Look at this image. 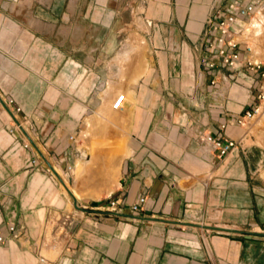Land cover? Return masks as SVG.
Instances as JSON below:
<instances>
[{
  "label": "crops",
  "instance_id": "obj_1",
  "mask_svg": "<svg viewBox=\"0 0 264 264\" xmlns=\"http://www.w3.org/2000/svg\"><path fill=\"white\" fill-rule=\"evenodd\" d=\"M227 1L0 0V264H264V150L237 122L257 75L208 64ZM122 92L118 182L68 208L49 159L74 162L69 135Z\"/></svg>",
  "mask_w": 264,
  "mask_h": 264
},
{
  "label": "rangeland",
  "instance_id": "obj_2",
  "mask_svg": "<svg viewBox=\"0 0 264 264\" xmlns=\"http://www.w3.org/2000/svg\"><path fill=\"white\" fill-rule=\"evenodd\" d=\"M146 4H143L144 11ZM135 26L136 24L132 28ZM244 29V33H240L237 39L253 45L251 59L259 62L262 67L260 74L256 73L254 89L259 110L246 125L252 131L250 143L264 150V14L249 19ZM129 41L137 42L132 37ZM113 109V114L106 119L94 117L89 120L87 128L75 135L78 140L73 142L79 152L74 162L64 167L58 161L49 159L57 171L56 173L51 169L53 174L63 179L67 185L61 184L60 192L66 195L68 208H74L75 199L79 207L83 204L100 205L118 182L121 165L129 154L130 132L127 129V115L122 110ZM68 165H71V169H67ZM61 205H64L62 200Z\"/></svg>",
  "mask_w": 264,
  "mask_h": 264
},
{
  "label": "built area",
  "instance_id": "obj_3",
  "mask_svg": "<svg viewBox=\"0 0 264 264\" xmlns=\"http://www.w3.org/2000/svg\"><path fill=\"white\" fill-rule=\"evenodd\" d=\"M261 14H264V0H229L224 5L223 14L219 19L209 17V28L206 31L209 41L208 48L211 52V58L208 62L209 66L214 67L218 62H221V64L233 70L246 68L247 70L260 74L262 71L261 64L251 59L252 53L254 52L253 45L249 42H241L237 39V36L240 33H244V25L249 19ZM124 102L125 93L122 92L116 96L112 106L115 109H122ZM258 110L259 107L256 102L239 115L237 122L241 125H246ZM69 136L72 141L78 140L74 134ZM198 140L207 145H211L212 148L218 151L221 157L238 145L233 139L222 140L214 137L210 132L200 134ZM31 162L35 163L36 160L33 159ZM67 169H71V165H68ZM140 200L144 201L145 197H141ZM115 204L116 201L113 200L110 206L115 209ZM132 209L138 211L140 210V206L133 204ZM9 231L14 236L20 233L14 224L9 227ZM6 240L7 236L0 232V245L5 243Z\"/></svg>",
  "mask_w": 264,
  "mask_h": 264
},
{
  "label": "water",
  "instance_id": "obj_4",
  "mask_svg": "<svg viewBox=\"0 0 264 264\" xmlns=\"http://www.w3.org/2000/svg\"><path fill=\"white\" fill-rule=\"evenodd\" d=\"M43 155V154H42ZM43 157L45 158V156L43 155ZM50 165V164H49ZM51 168H52V170H54L56 173H57V171H56V169H55V167L54 166H52L51 165ZM65 184V183H64ZM68 190H69V188H68ZM69 192H71L70 190H69ZM74 205H75V207H77V208H80L81 209V207H79L78 206V204H77V201H76V199L74 200Z\"/></svg>",
  "mask_w": 264,
  "mask_h": 264
},
{
  "label": "bare ground",
  "instance_id": "obj_5",
  "mask_svg": "<svg viewBox=\"0 0 264 264\" xmlns=\"http://www.w3.org/2000/svg\"><path fill=\"white\" fill-rule=\"evenodd\" d=\"M65 185H66V183H65ZM67 186V185H66Z\"/></svg>",
  "mask_w": 264,
  "mask_h": 264
}]
</instances>
